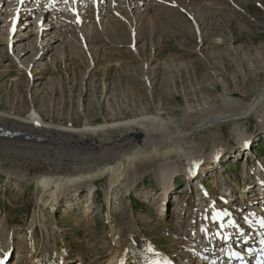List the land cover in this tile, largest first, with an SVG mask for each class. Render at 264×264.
Wrapping results in <instances>:
<instances>
[{"label":"rangeland","instance_id":"374dc122","mask_svg":"<svg viewBox=\"0 0 264 264\" xmlns=\"http://www.w3.org/2000/svg\"><path fill=\"white\" fill-rule=\"evenodd\" d=\"M124 2L80 0L79 4L72 3L75 10L67 2V8L64 4L55 6L58 12L62 11L57 15L51 9L47 11L46 0H26L25 8L43 7L35 10V16L25 9L29 18L22 22L19 18L12 22L17 17L16 1L0 3V18L4 19L0 22V110L27 117L42 106L43 114L63 120L62 124L77 119L82 127L89 124V117H95L96 124H106L108 116L115 115L121 121L125 116L149 111L152 115L160 113L165 119L183 121L186 129L188 120L200 116L198 120L202 121L214 115L206 121L194 120L192 128L170 142L168 149L155 144V140L148 143L144 159L136 162L139 175L134 177L135 186L128 193L134 227L149 241V249L156 248L178 262L198 264L197 260L205 256L209 261L218 254L211 250L204 256L205 249L196 238L199 234L195 216L203 215L205 219H200V225L205 223L210 231L218 230V225L207 209L198 211V204L208 202L221 208L228 214L227 228L244 219L240 227L251 231V224L245 219L249 213L261 212L264 218V198L256 196V192L264 190V185H259L264 182V116L240 120L234 114H223L221 119L214 120L220 117L218 113H228L226 108L234 107L225 106L227 100L249 104L264 87V0H219L207 6L212 9L208 12L218 11L214 17L218 19V28L206 35L204 43L200 36L187 35V29L193 31L197 27L177 0H147L141 9L148 5L160 11L163 7V12L169 13H162L157 19L154 10H140L139 3L143 1L134 0L135 6L130 5L131 0L121 5ZM9 3L12 8L7 7ZM110 4L123 6V12ZM171 15L176 18L173 23L167 21ZM42 16L44 21L38 24ZM57 16L63 22L57 21ZM82 17L84 21L76 22ZM114 20L123 26L128 22L130 28L134 24L141 41L131 45L127 35L115 34L114 26L118 24ZM52 23L55 27L38 36L39 27ZM9 26L13 29L10 38ZM101 34L102 40L115 46L102 44ZM43 97L46 101L42 105L37 98ZM86 105L94 107L90 115H86ZM213 108L218 113H213ZM186 113L190 115L185 117ZM14 130L21 132V136L29 134ZM67 153L74 150L68 147ZM30 159L24 148L19 157H12L13 166L24 170V163ZM39 159L53 162L48 153ZM183 159L196 162L191 169H195L194 173L185 175L180 167ZM80 162L65 165L85 167L86 160ZM165 165L175 167L167 171L163 169ZM194 174L205 181L203 191L194 187ZM108 180V175L73 180L57 199L56 227L66 242V260L71 259V264H103L110 256ZM41 195L28 177L0 172V221L8 223L12 240L7 264H33L31 237L37 242L43 231L40 223L32 225ZM254 218L258 217L250 216L249 220ZM143 250L141 247L140 257L134 255V264H144Z\"/></svg>","mask_w":264,"mask_h":264},{"label":"bare ground","instance_id":"6f19581e","mask_svg":"<svg viewBox=\"0 0 264 264\" xmlns=\"http://www.w3.org/2000/svg\"><path fill=\"white\" fill-rule=\"evenodd\" d=\"M4 1L5 0H1L0 3ZM14 1H16L14 10L17 13V17L15 19H12L13 20L12 22H15L17 18H19V21L21 22L24 20V18L26 17L29 18L28 14L25 12V7H24L26 6L24 5L26 0L24 1L14 0ZM34 1L35 0H31V2ZM53 1L57 2L56 7L59 4H64L65 5L63 6L64 8L68 7L67 2H69L70 4L69 6H71L72 9H74L72 3L79 4L80 2V0L79 1L68 0L67 2L66 0H46V2L48 3L47 6H49V8L46 7L47 11L51 9L55 11L57 15H59V13L62 11L58 12L57 8L55 9L54 5L52 4ZM141 1H143V3L141 4L140 2L139 7L142 12L144 11L150 12L155 9V8L152 9L151 6L148 5H146L147 7L145 6L146 9L145 8L141 9V7H144V5L146 4L147 0H141ZM159 1L160 0H156V1L154 0L155 3H158ZM161 1L165 3L166 0H161ZM170 1L176 3V0H170ZM94 2L96 3V0H94ZM103 2L104 1H102L101 4ZM177 2L181 4L184 13L188 15V17L192 21H194L197 27L193 31H189L187 29L188 33L187 32L185 33H187V35L190 37H192L193 35H196L197 37L200 36V40L204 43L206 40L205 39L206 35L209 34L211 31H213L214 29L218 28L217 25L218 19L216 20L214 18L215 16L218 15L217 14L218 11L208 12L211 9L208 7L213 4H217L219 0H177ZM21 3H22V8L24 7L23 9L21 8L23 13L21 10L20 11L17 10V7ZM126 3L127 2L125 0V2L121 5L124 6V4ZM4 5L5 3H3L2 6ZM12 5L13 4L9 3L7 7L12 8ZM130 5L135 6L134 0H131ZM110 6H114V7L118 6L120 7L119 8L120 11L122 10L123 12L124 9L123 6L117 4L114 5L110 4ZM42 7L37 6L35 10H39V8ZM217 7H219L222 10L225 8L223 6H217ZM162 8L160 11L158 9L154 10L155 14L153 16L155 17V19H157L160 16H163L162 13H165V16L169 14L168 12H163ZM8 10L10 11V9ZM8 10H7V14H8ZM2 11L3 10L0 7V15ZM208 15L209 16L212 15L211 16L212 19L210 23L207 22V18L209 17ZM141 16H143V20H144L145 15L142 14ZM6 17L8 18V16ZM50 18H54V17L50 16ZM56 19L57 21L63 22L59 16H57ZM82 19L83 21L85 20V18L82 17L80 19H77L76 22L80 23L79 21H82ZM174 19L176 20L174 15L167 17V21L169 20L172 23ZM3 20L4 19L0 18V22ZM181 20L183 21L182 16H181ZM226 21L228 20L226 19ZM114 22L118 24L117 26L119 27L118 28L117 26H114L113 31L115 34L121 35L122 33H124L125 35H127L129 41L131 42L130 43L131 45H134L138 41H141L140 37H137L135 33L137 27L134 28V24L132 25V28H130L127 25L128 22H124L126 26L121 25L116 20H114ZM138 25H142V22L138 21ZM53 26L55 27V24L52 23L51 25H46V27H39L38 36H42L40 34L43 33L46 34L45 32L49 31V27H53ZM8 29H9V38H10L13 29L11 26H9ZM119 29H121V31H119ZM99 39L101 40L102 44L103 42L107 43L105 44V46L106 45L115 46L106 39L102 40V34L99 35ZM88 40H90V38H88ZM85 41L87 42L86 39ZM223 43L225 42L223 41ZM24 52L22 54H24ZM123 80L126 81L125 79ZM38 100H40L39 102L42 103V105H43V101L44 102L46 101L44 97L41 99L37 98V101ZM233 105L234 107L232 108H226L228 110V113H218L216 112L217 110L214 111L213 108V113H218L217 116H220L218 118H215L214 120L221 119V115L223 114H234L232 116L239 117L240 120L247 119L250 116H254L256 118H262L264 116V87H261L259 89L255 97L249 104H243L241 101H234V100L226 101L225 106L229 107ZM108 106H111V104H109ZM41 108L42 106L38 110L33 111V113L29 114L27 117L12 115L11 113H7V111L5 112L4 110L3 111L0 110V126L4 127L5 129L9 128L8 130L15 132L18 131L14 129H19L22 132L29 133L23 136L21 135L18 136V137H23L21 139L17 137L11 139L8 137L6 138L0 136V155L3 157L0 158V160L3 161V163H0V172H4L7 174H14L20 177H28L30 180L34 182L35 185L38 186L39 191L42 192L41 197H38L37 199L36 215L34 216L32 225H35L36 223H40V226L43 229V231L41 238L37 242L33 239V236L31 237V240L33 242H32L30 259L33 260L32 263L50 264L56 262L58 264H71L72 262L71 259L66 260V257L68 255L64 251L66 242L65 240L62 239L56 227V211L58 208V205H56L57 199L60 198L61 193L70 186V183L73 180H90L96 177V175H100L104 177L108 175L109 180H108L107 197H108V208H109V216H110L109 223L111 225V229H110L111 253L109 258L103 264H123V263L134 264L137 262L134 255H136L137 257L141 256L140 253L141 247L144 248L143 263L149 264L148 260H146L148 255L156 252L158 255L160 254L155 249H151V251L149 250V246H150L149 241H146L144 237L141 236L140 230L134 227V219L130 215L131 210L128 201L130 196L128 195V193H130L133 187L135 186L134 177L139 175L137 169L139 164H137L136 162L144 159L148 143H153L152 141L155 140L156 141L155 144L160 145L161 148L167 147L168 144L174 141L175 138H177L182 132H184V130L189 129L191 127V123L194 120H197L195 123L200 122L201 120H198L200 116L198 117L196 116L194 119L188 120L187 124L185 125L186 129H184L183 127L184 122L180 121L182 120V118L179 120L180 122H178L177 121L178 119L177 120L165 119L162 114L157 113L152 115L149 113V111H145L140 114L138 113L137 115L125 116L123 117L124 120L121 121L117 120L118 118L115 115L108 116L107 117L108 122L106 124L104 123L96 124L97 122L96 118L89 117L87 118L89 124L82 127L78 124L80 122L77 119H68L65 123L62 124L61 122H63V120H59L54 117H50L47 116L46 114H43ZM93 108L94 107L91 105L84 106L86 115H90V112L91 110H93ZM102 110L104 111V108ZM118 113L121 114V112ZM189 115L190 114L186 113L185 117ZM213 116L214 115H212L211 117L207 116V118L205 119L206 120L210 119ZM236 117L231 118V120H234ZM205 119L202 121H206ZM47 120L51 122L49 123ZM56 121H60V123ZM176 125H178V128ZM28 136H30V138H27ZM68 147H70L71 150H74V153L71 154L67 153ZM24 148L27 149V159L29 158L31 159L30 161L24 163L26 165L24 170L22 169L17 170L16 169L17 167L15 168V166H13L12 157H19L22 154V150ZM39 153L40 155H38ZM46 153L51 155L53 162H45L39 159L40 156H43ZM76 160L81 162L86 160V163L84 165L85 167H71L65 165V162H75ZM202 160L204 159L202 158ZM181 163L183 165L180 167L184 171L185 175L194 173L195 169L192 170V172L191 169L196 166L195 165L196 162L192 163L190 161H185L183 159ZM95 164L96 166L94 167L93 165ZM173 167H175V165H165L163 169L168 171ZM118 170L120 171L119 174H117ZM256 193L258 194L256 196H262V198H264V190L258 191ZM253 195H255V193H253ZM207 205H210V207L207 208ZM216 206L217 205H213L211 203L205 204L204 211L205 209H207V212H210V214L213 213V210L217 212L218 217L221 218L222 225L224 226V228H227L225 222L228 215H224L225 214L224 211H222L221 208L219 209L216 208ZM195 217L198 218V222H199L200 219L203 217V215L197 214ZM211 218L214 220V222L218 225L219 228L220 224L217 223V217L211 216ZM258 218H254L251 220H249L250 216H247L245 218L247 219L248 223L251 224V231H254L255 224L258 225L257 233L264 231V221ZM243 223L244 221L241 222L240 224L234 222L230 227L227 228V231L234 234L232 236L233 242H236L237 237H240V242H243V240L246 239L247 243L251 244V241H256V238L254 236L251 238L249 237L250 235L247 236L248 234L242 235L237 230V229H242L244 233L247 231V229H244L242 227L237 228L238 225L240 226ZM261 223L263 224V226H261ZM8 226L9 225L6 221L3 223L0 221V262L7 258L8 246L12 241L10 232L8 230ZM36 231L37 230L34 227L33 233L36 234ZM247 232L250 231L248 230ZM209 234L212 237V239H210V242L209 243L207 242L205 245L211 246L214 244L224 243L223 239L221 240L219 235L220 233L218 234V231L212 230L210 231ZM196 238H199L198 235H196ZM249 244L243 243L242 245L244 247L242 248V250H245V247L248 246ZM259 246L260 244H257L255 247L258 248ZM221 247L225 248L223 246H219V248ZM211 250H208V253L211 252ZM215 257H217L216 264H221L222 260L225 261L227 260V258H222V257L218 258V256L215 254L211 258H215ZM197 262L199 264L201 261L197 260Z\"/></svg>","mask_w":264,"mask_h":264},{"label":"water","instance_id":"95a60500","mask_svg":"<svg viewBox=\"0 0 264 264\" xmlns=\"http://www.w3.org/2000/svg\"><path fill=\"white\" fill-rule=\"evenodd\" d=\"M4 136L8 137V138H14V137H18L19 134H16L14 131H8V132H5ZM27 138H30V136H28Z\"/></svg>","mask_w":264,"mask_h":264},{"label":"snow or ice","instance_id":"6c2138e0","mask_svg":"<svg viewBox=\"0 0 264 264\" xmlns=\"http://www.w3.org/2000/svg\"><path fill=\"white\" fill-rule=\"evenodd\" d=\"M151 251V249H149Z\"/></svg>","mask_w":264,"mask_h":264}]
</instances>
